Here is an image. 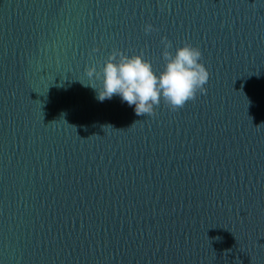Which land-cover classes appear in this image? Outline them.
I'll return each mask as SVG.
<instances>
[{
	"label": "water",
	"instance_id": "obj_1",
	"mask_svg": "<svg viewBox=\"0 0 264 264\" xmlns=\"http://www.w3.org/2000/svg\"><path fill=\"white\" fill-rule=\"evenodd\" d=\"M127 2L0 0V264H264V0ZM163 37L209 73L186 107L82 86Z\"/></svg>",
	"mask_w": 264,
	"mask_h": 264
},
{
	"label": "clouds",
	"instance_id": "obj_2",
	"mask_svg": "<svg viewBox=\"0 0 264 264\" xmlns=\"http://www.w3.org/2000/svg\"><path fill=\"white\" fill-rule=\"evenodd\" d=\"M152 31V25L144 26L146 35ZM161 44L165 63L158 73L142 55L121 54L119 59L110 56L99 70L89 67L86 76L92 83L81 85L92 88L101 103L119 97L121 103L132 107L137 116L154 114L162 100L174 111L182 108L196 97L197 92L205 91L209 73L200 63L201 53L197 48L184 45L172 53L168 51L171 44L166 37L161 39Z\"/></svg>",
	"mask_w": 264,
	"mask_h": 264
},
{
	"label": "snow or ice",
	"instance_id": "obj_3",
	"mask_svg": "<svg viewBox=\"0 0 264 264\" xmlns=\"http://www.w3.org/2000/svg\"><path fill=\"white\" fill-rule=\"evenodd\" d=\"M159 2H160V4H161V8H163L164 5H167V7L170 9V8H172V7L174 6L175 0H159ZM142 3H143V0H128V2H127V7H132V8H133V5H134L135 8L140 9ZM152 7H153V9L155 10V7H156V0H152ZM153 29H154V31H156V32H160V31L163 30L160 26H153ZM95 51L99 52V51H100L99 47H96V48H95ZM194 99H195V98H194ZM194 99H193V100H194ZM193 100H191V101H189V102H187V103H188V104H189V103H192ZM184 107H186V104L184 105ZM173 112H175V111L173 110Z\"/></svg>",
	"mask_w": 264,
	"mask_h": 264
}]
</instances>
